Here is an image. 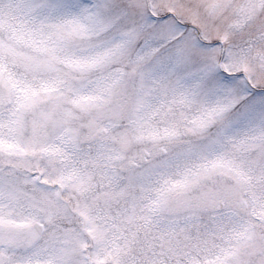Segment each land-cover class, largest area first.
I'll list each match as a JSON object with an SVG mask.
<instances>
[{"label":"snow or ice","instance_id":"1","mask_svg":"<svg viewBox=\"0 0 264 264\" xmlns=\"http://www.w3.org/2000/svg\"><path fill=\"white\" fill-rule=\"evenodd\" d=\"M0 264H264V0H0Z\"/></svg>","mask_w":264,"mask_h":264}]
</instances>
